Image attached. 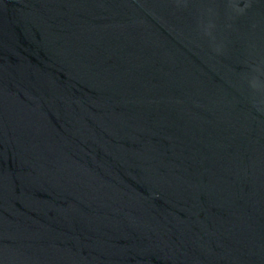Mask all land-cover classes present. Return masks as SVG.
<instances>
[{
    "label": "water",
    "instance_id": "95a60500",
    "mask_svg": "<svg viewBox=\"0 0 264 264\" xmlns=\"http://www.w3.org/2000/svg\"><path fill=\"white\" fill-rule=\"evenodd\" d=\"M0 264H264V0H0Z\"/></svg>",
    "mask_w": 264,
    "mask_h": 264
}]
</instances>
